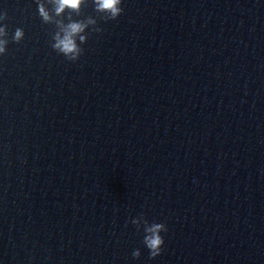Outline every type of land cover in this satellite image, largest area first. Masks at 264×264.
Instances as JSON below:
<instances>
[{
    "label": "water",
    "instance_id": "obj_1",
    "mask_svg": "<svg viewBox=\"0 0 264 264\" xmlns=\"http://www.w3.org/2000/svg\"><path fill=\"white\" fill-rule=\"evenodd\" d=\"M0 7V264H264V0H124L77 62Z\"/></svg>",
    "mask_w": 264,
    "mask_h": 264
},
{
    "label": "clouds",
    "instance_id": "obj_2",
    "mask_svg": "<svg viewBox=\"0 0 264 264\" xmlns=\"http://www.w3.org/2000/svg\"><path fill=\"white\" fill-rule=\"evenodd\" d=\"M38 15L45 25H50L48 45L67 61L77 62L85 52V45L94 33L103 31L101 21L116 20L124 12V0H35ZM91 9L85 13L84 9ZM9 13L0 7V59L9 51L11 43L20 44L25 39L24 27L17 26L9 30ZM130 223L136 227L141 242L149 250L150 258L164 251L167 223L150 219L144 212L130 217ZM141 248H135L132 256L139 258Z\"/></svg>",
    "mask_w": 264,
    "mask_h": 264
}]
</instances>
